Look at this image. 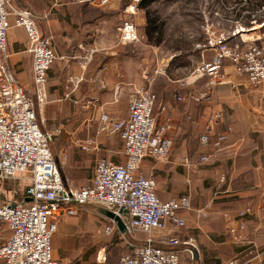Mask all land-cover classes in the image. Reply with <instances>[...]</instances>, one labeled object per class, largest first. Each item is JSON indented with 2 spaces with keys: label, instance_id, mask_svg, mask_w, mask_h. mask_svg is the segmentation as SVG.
<instances>
[{
  "label": "crops",
  "instance_id": "0c3cea01",
  "mask_svg": "<svg viewBox=\"0 0 264 264\" xmlns=\"http://www.w3.org/2000/svg\"><path fill=\"white\" fill-rule=\"evenodd\" d=\"M9 1L16 10L30 12L41 33L52 41L57 60L48 73L46 99L38 103L27 36L15 25V16H10V68L36 104L42 130L64 141L60 151L78 169L93 172L101 159L124 164L120 137L99 130L101 114L126 119L136 89L146 87L155 94L154 114L158 124L171 125L173 149L166 161L145 158L140 173L155 180L161 201L186 199V203L177 212L183 227L168 220L163 229L148 232L143 242L151 238L155 246L171 249L165 240L178 236L182 242L194 243L199 252L193 261L184 251L186 247H179L182 264L240 262L235 257L244 260L240 262L243 264H264V83L251 84L230 65L213 77L196 76L186 64L194 58L199 66L203 59L212 57L206 32L205 43L190 42L189 47H182L169 43L164 29L163 40L155 44L147 37L145 11L133 0H110L108 5L96 0ZM253 2L221 1V11H232L237 18L236 26H231L233 31L239 29L235 39L257 36L243 40L247 43H256L261 38L258 34L264 32V22L257 25L258 16L251 17L248 25L239 19L242 9L247 14L254 12ZM125 23L134 25L137 41L123 40ZM187 35L179 32L175 38L185 37L186 41ZM204 134L211 139L224 135L221 150L203 146L200 138ZM87 145L90 150L84 149ZM206 155L212 157L201 164V157ZM181 158H188L191 166L180 163ZM89 160L91 165L87 164ZM92 179L87 178V185ZM27 182L26 186L2 187L0 197L11 199L15 190L22 197L30 185V180ZM79 208L71 215L59 213L55 219L59 224L75 216ZM247 208L252 214L246 218L240 239L235 240L230 230L238 228L237 215ZM95 209L102 215L100 207ZM102 216L106 225L109 219ZM126 218L124 215L123 221ZM115 232L127 234L120 232L117 224ZM112 251L53 248L52 244L53 257L59 264H107Z\"/></svg>",
  "mask_w": 264,
  "mask_h": 264
},
{
  "label": "built area",
  "instance_id": "2783aa9c",
  "mask_svg": "<svg viewBox=\"0 0 264 264\" xmlns=\"http://www.w3.org/2000/svg\"><path fill=\"white\" fill-rule=\"evenodd\" d=\"M96 1L100 5L110 2ZM133 2L139 4L141 0ZM12 14L16 18L15 25L23 28L27 36L38 103L46 99L48 73L57 60L51 39L41 33L33 15L16 10L9 0H0V179L25 176L30 180L22 197L16 190L11 199L0 197V237L6 235L0 245V264H59L52 252V237L57 228L55 217L59 213L74 214L77 207H100L115 213L122 221L127 215L123 221L126 233L163 229L168 220L183 227L184 221L177 217V212L186 199L161 201L155 180L140 173L145 158L166 161L173 149L172 127L169 123L158 124L154 114L156 96L149 88H138L131 95L126 119L115 120L107 113L100 117V132L117 134L122 140L125 163L101 159L89 185L81 189L64 187L51 151L55 135L42 130L36 104L9 65L7 43ZM215 14L219 15L218 11ZM262 14L264 4L252 18ZM213 27V24L205 27L212 57L201 61L195 75L213 77L220 74L225 65H230L251 84L264 83V38L256 43L243 41L241 44L234 39L239 33L237 29L227 35L216 33ZM122 38L129 42L138 40L132 23L123 25ZM200 140L203 146L217 152L226 137L217 135L211 139L209 134H204ZM84 149L90 150V146ZM211 157L202 156L200 163L208 162ZM179 162L191 166L188 158H181ZM250 214L252 210L247 208L237 215L239 226L230 230L235 240L240 239L239 233L245 229V220ZM115 228L116 222L108 220L104 234L113 235ZM165 243L171 249L157 247L149 238L143 246L132 247L129 253L123 254L119 264H182L180 246L186 247L184 251L192 261L199 252L194 243L182 242L178 236Z\"/></svg>",
  "mask_w": 264,
  "mask_h": 264
},
{
  "label": "rangeland",
  "instance_id": "374dc122",
  "mask_svg": "<svg viewBox=\"0 0 264 264\" xmlns=\"http://www.w3.org/2000/svg\"><path fill=\"white\" fill-rule=\"evenodd\" d=\"M221 5V0H161L153 9L158 12L162 21L165 23V37L169 43L182 44V47H189L190 42H206L205 27L207 24H213V30L216 33H225V30L233 32L231 26H236L235 24H237V22H235V20L237 18H234L235 14H233L232 11H221ZM186 10H188V13ZM215 11H218L219 15L215 14ZM240 14L241 18L239 19H241L243 23L251 22V19L247 17L249 15L246 11L244 12L242 9ZM257 19L262 20L260 23L257 22V25H261V23L264 22V14L258 16ZM236 29L239 31L238 28H235V30ZM244 29L247 30L248 28L244 27ZM261 30L264 31V26ZM179 32L188 34L186 41L185 37H182L181 40L175 38V34ZM251 33L252 32L249 34ZM242 34L246 35L243 30ZM260 35V39H263L264 32H260L258 36ZM249 37L256 38L257 36L252 34V36L242 37L243 39H240V37L234 39L242 44L243 40H250L251 38ZM192 60L193 61H188L186 65L191 71H194L198 65L194 58ZM63 143L64 141H60L59 138L54 137L51 142V151L59 166L64 187L82 188L87 186V183H89L87 178L91 179L94 177L95 171L93 170L92 172L89 168L80 170L72 165L71 158L60 151ZM87 164L91 165L90 160ZM18 178L0 179V192L2 187H11L14 184L26 186L28 183L27 178L25 176H19ZM24 179L26 180L21 181ZM57 221V228L52 237L53 248H112L113 251L107 264H118L120 257L126 254L129 248L143 246V240L148 234V232L140 231H132L125 235L116 232L111 236L103 234V227L106 219L96 211L95 206L81 207L76 211L75 216L64 218L59 224ZM2 238L3 236L0 237V245L3 242ZM92 254L97 255V250H93ZM234 259L245 262L244 260H240V257H235ZM240 262H238V264H243Z\"/></svg>",
  "mask_w": 264,
  "mask_h": 264
},
{
  "label": "trees",
  "instance_id": "16d2710c",
  "mask_svg": "<svg viewBox=\"0 0 264 264\" xmlns=\"http://www.w3.org/2000/svg\"><path fill=\"white\" fill-rule=\"evenodd\" d=\"M222 1V0H221ZM243 1V0H239ZM249 4L250 0H247ZM161 0H141V2L138 4L139 8L141 10L145 11L146 18H147V37L149 41H152L155 44H159L164 37V25L165 23L162 21L161 17L159 16L158 12L154 10V6L159 4ZM224 2V1H223ZM264 4V0H254V12L248 11L249 16H247L249 19H251L252 14L258 10L262 5ZM250 9V8H249ZM245 11V9H243ZM262 20H258V22H261ZM248 25V23H245Z\"/></svg>",
  "mask_w": 264,
  "mask_h": 264
},
{
  "label": "water",
  "instance_id": "95a60500",
  "mask_svg": "<svg viewBox=\"0 0 264 264\" xmlns=\"http://www.w3.org/2000/svg\"><path fill=\"white\" fill-rule=\"evenodd\" d=\"M99 212L105 217H107L109 220L115 221L120 232L122 233L126 232L125 224L123 223L122 219L119 216H117L115 213H112L108 210L101 208L99 209ZM124 214H127V212H124Z\"/></svg>",
  "mask_w": 264,
  "mask_h": 264
}]
</instances>
